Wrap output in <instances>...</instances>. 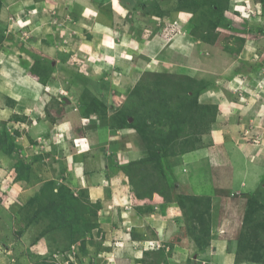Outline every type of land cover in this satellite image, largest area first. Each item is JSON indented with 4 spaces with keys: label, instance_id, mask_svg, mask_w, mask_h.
I'll list each match as a JSON object with an SVG mask.
<instances>
[{
    "label": "crops",
    "instance_id": "0c3cea01",
    "mask_svg": "<svg viewBox=\"0 0 264 264\" xmlns=\"http://www.w3.org/2000/svg\"><path fill=\"white\" fill-rule=\"evenodd\" d=\"M168 2L1 0L0 28L4 38L0 43V125L6 124L10 133L21 140L16 141L14 154L21 151L29 157V151L37 153L47 140L51 147L43 152L46 153L43 163L51 159L56 169H61L57 172L61 182L74 193H87L92 204L101 205V228L106 233L105 243L112 247L109 252L99 254L105 257L104 264H144L142 261L148 254L161 249V264H241L228 246L243 229L244 196L256 186L263 164L249 161L241 147H235L237 140L230 141L219 128L229 121L238 122L232 114L236 110L235 100L245 109L244 101L249 98L248 113L263 112L264 86L258 98L244 97L245 85L236 83L238 80L242 83L243 76L227 70L228 64L233 65L230 54L210 43L195 41L190 21L183 13L165 11ZM144 33H148L147 37ZM23 45L35 55L50 58L55 65L47 79L51 82L44 85L29 74L23 65L28 66L29 61L20 52ZM82 57L88 58L85 63L94 64L96 78L120 81L111 91L119 96H125L149 71L161 70L160 73L206 83L207 89L199 101L218 107L217 127L209 136L211 143L207 149L182 156L183 167L191 169L190 178L184 180L178 173L175 176L179 189L199 196V162L203 157L212 165L213 161L223 159L225 172L227 168L230 170V187L212 196L214 218L206 249L200 250L194 239L185 234L182 212L176 204L153 201L148 204L152 207L149 212H138L143 200L132 195L129 180L120 167L142 156L134 144L133 130L112 133L108 127L99 125L96 113L82 114L78 102L72 98L76 93L65 83L70 75L65 70L72 67L75 70ZM65 58L70 59L67 64ZM232 87L238 89V96ZM59 109L61 114L57 113ZM27 124L30 127L26 131ZM220 147L223 151L216 154ZM235 156L241 166L234 161ZM11 162L12 158L1 151L0 264H14L11 254L16 240L11 228L13 208L3 198L14 203L27 191L23 182L13 180ZM196 170L198 175L193 177ZM206 183L207 180L201 185L203 192L211 189ZM185 184L190 190L183 189ZM214 185L221 188L215 182ZM218 210L222 211L221 216H216Z\"/></svg>",
    "mask_w": 264,
    "mask_h": 264
},
{
    "label": "rangeland",
    "instance_id": "374dc122",
    "mask_svg": "<svg viewBox=\"0 0 264 264\" xmlns=\"http://www.w3.org/2000/svg\"><path fill=\"white\" fill-rule=\"evenodd\" d=\"M205 1L210 2L211 5L205 6L202 0H169V8L165 6V11L183 13L187 21H190L191 35L195 41L210 43L229 53L233 65L228 64L227 70L232 75L243 76L242 83L240 80L236 81L237 84L245 85L242 95L258 98L260 94L262 95L261 90L264 86V79L262 80L264 0H213L216 9H213L212 0ZM217 21L222 23L218 25ZM2 31L0 28V43L4 38ZM147 35L148 33H144L145 37ZM87 37L91 39V35ZM20 52L26 56L25 60L30 62L28 66L23 63L28 68L29 74L44 85L51 82L47 79L54 71L55 65L50 58L35 55L26 47ZM66 58L65 64L70 60ZM72 58L77 62L76 58ZM87 59H80L78 62L82 64L76 63L75 70L73 67L71 70H65L66 75L70 73L65 83L68 87H72L73 93H76L77 96L73 94L72 98L76 103L78 102L82 114L96 113L99 125L108 127L112 133L124 129L133 130L134 144L141 150L142 156L137 161L120 167L129 180L132 195L143 200L138 212H149L152 207L148 204L153 201H156L155 203L162 201L165 205L176 204L182 212L185 234L192 237L197 231L199 237L207 238V232L203 230H208L210 227L211 231V221L214 218L212 196L216 193L222 194L223 189L230 185L231 175L228 172L230 170L227 168L225 172L223 168L226 164L225 160L217 159L213 161L215 165H212L209 159L205 157L201 159L198 196L200 202L194 204L193 208L190 207L193 203L188 201L187 209L183 212L176 201L179 192L191 194L189 191L171 190L174 184L179 185V179L175 177L177 173L183 176L184 180H188L191 175V169L183 167L185 164L182 156L191 152L196 153L198 150L200 153L207 149L208 144L211 143L209 136L217 127L215 122L218 120L219 111L216 105H213L216 111H207L204 113L205 116H202L205 110L199 107L196 109L186 98L189 91L192 93L198 89L203 90V82L197 83L195 79L179 75L162 77L160 74H171L160 73L161 70L149 71L141 77L134 88L127 91L125 96H119L111 91L115 90L114 87L118 86L120 81L96 78L94 64L85 63L84 60L89 61ZM234 88L232 87V92L238 96V89ZM248 99L244 101L247 103L245 109L240 107L239 100H235L236 105L233 106L236 110L232 114H235L236 120L239 119L238 122L229 121L224 127L219 128L227 139L237 140L238 144L236 143L235 147H241L240 150L249 161L263 164L256 186L244 196L246 200L242 210L243 229L237 240L230 242L228 247L229 251L235 253L237 263L264 264V111H252L249 114ZM192 110L195 112L194 119L188 113ZM60 111L61 109L57 113L61 114ZM183 111H185L186 125L182 127L181 134L173 143L164 144L170 137L167 134L171 129L180 126L179 121ZM243 117L247 120L243 121ZM29 127V124L24 125L26 131ZM162 131L163 134L160 133ZM141 133L154 143L149 146L150 142L144 141ZM16 141L21 140L19 138L17 140L16 136L10 133L6 124H1L0 152L3 151L12 158L10 168L14 176L13 180L23 182L24 187L27 188V191L14 203L3 198L5 204L13 208L11 217L13 216L14 224L11 228L16 238L11 254L13 263L104 264L105 257H99V254L104 250L109 252L112 247L105 243L106 233L101 228L99 220L101 205H92L87 193H74L61 182L62 178L57 174L61 169L58 167L57 170L51 159L46 160V164L43 163V158L46 156L43 152L50 150L51 147L48 142L46 144L47 140L37 153L34 150L27 152L29 157L24 156L21 151L14 154ZM184 144L189 145L184 147ZM229 145L231 144H227ZM222 151L220 147L216 154ZM235 159L236 164L241 166L239 157L235 156ZM141 160L144 163L139 164ZM133 163L137 164L133 165ZM197 171L193 177L198 175ZM205 180H207V188L210 187L212 190L203 192L201 185ZM214 182L221 188L217 189ZM183 189L190 190L186 184ZM221 213L222 211L218 210L216 216H221ZM2 218L3 216L0 220ZM147 233H150L149 229ZM111 244L114 246L113 241ZM154 251L156 250L142 261L144 264L163 262V256L159 253L162 249L157 251L158 253Z\"/></svg>",
    "mask_w": 264,
    "mask_h": 264
},
{
    "label": "trees",
    "instance_id": "16d2710c",
    "mask_svg": "<svg viewBox=\"0 0 264 264\" xmlns=\"http://www.w3.org/2000/svg\"><path fill=\"white\" fill-rule=\"evenodd\" d=\"M202 3L205 5V6H210L211 5V3L210 2H206L205 0L203 1L202 0ZM212 6H214L213 7V9H216V6L214 5V1L212 0ZM0 9H1V2H0ZM216 12V11H215ZM217 23H218V25L219 24H221L222 22L221 21H217ZM160 75H162V77H170V76H172V77H175V76H173V75H165V74H160ZM188 78V77H187ZM188 79H190V78H188ZM195 82H197V83H199V81H197V80H194ZM201 82H203L202 84H204L203 85V90H197L196 92H188V95L186 96V98L189 100L188 102H191V105H194L195 106V108L197 109L198 107L199 108H201V109H204L205 111L203 112V114H201L202 116H205V114L204 113H207V111H210V110H212V111H216L217 109L215 108V107H213V105H203L202 106V104H199L198 105V103H199V101H198V99H199V96L201 95V93L202 92H204L206 89H207V85H206V83L204 82V81H201ZM191 93V94H190ZM99 102V101H98ZM189 113V116L192 118V119H194V116H195V112H194V110H192V111H190V112H188ZM185 111H183V114L181 115V119H180V126H174V128H172L171 129V132H169L167 135L168 136H170V137H168L166 140H165V142H164V144H171V143H173L174 141H175V139H176V137L177 136H179L180 134H181V131H182V127H184L185 125H186V119H184L185 117ZM161 134H163L164 132L162 131V132H160ZM141 136L143 137V140L144 141H148V142H150V143H148L149 144V146H150V144H152V143H154L153 141H151L150 140V138H148L146 135H144L143 133H141ZM155 141H156V139H155ZM4 142V141H3ZM188 142V141H187ZM192 144V143H191ZM189 144H184L183 146L184 147H187ZM139 164H141V163H144V161L143 160H141L140 162H138ZM137 163H133V165H136ZM132 166V165H131ZM64 189V188H63ZM171 190H173V191H175V192H177V191H179V188H178V186H177V184H174L173 186H172V189ZM176 197H177V204L182 208V210H183V212H184V209H187V206H186V204H187V202L188 201H190L191 203H193V205L192 206H190V203L188 204L191 208H193V206H194V204H199V202H200V199H199V197L198 196H195V195H191V194H185V193H178L177 195H176ZM92 205H94V204H92ZM188 206V207H189ZM195 211V210H194ZM203 231H205V232H207V238H205L204 239V237L203 238H201V236L199 237V235H197V231H195L194 233H193V235H192V238L194 239V241H195V243L197 244V246L199 247V249L200 250H204V249H206V247L209 245V240H210V237H211V231H210V227L208 228V230L207 229H204ZM204 239V240H203Z\"/></svg>",
    "mask_w": 264,
    "mask_h": 264
}]
</instances>
